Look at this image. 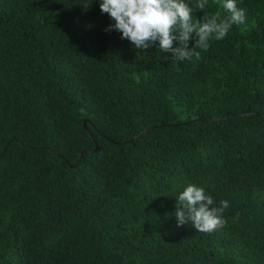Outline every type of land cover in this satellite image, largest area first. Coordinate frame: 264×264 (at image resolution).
<instances>
[{"label":"trees","instance_id":"16d2710c","mask_svg":"<svg viewBox=\"0 0 264 264\" xmlns=\"http://www.w3.org/2000/svg\"><path fill=\"white\" fill-rule=\"evenodd\" d=\"M236 3L245 24L177 61L99 0H0V264H264V0ZM188 184L223 228L177 226Z\"/></svg>","mask_w":264,"mask_h":264},{"label":"clouds","instance_id":"9594fccd","mask_svg":"<svg viewBox=\"0 0 264 264\" xmlns=\"http://www.w3.org/2000/svg\"><path fill=\"white\" fill-rule=\"evenodd\" d=\"M207 2L198 0L196 4L204 12L202 19L194 17L188 0H99V7L114 21L105 31L119 32L137 50L155 45L175 60L186 61L200 59L197 49L206 51L211 40H223L233 25L246 23V11L236 0H223L225 18L220 13L209 15ZM228 207L227 200L217 205L203 187L188 184L176 198L177 226L190 224L198 232L211 234L226 225L223 213Z\"/></svg>","mask_w":264,"mask_h":264},{"label":"water","instance_id":"95a60500","mask_svg":"<svg viewBox=\"0 0 264 264\" xmlns=\"http://www.w3.org/2000/svg\"><path fill=\"white\" fill-rule=\"evenodd\" d=\"M87 123H88V121L85 120V121H84V127H85V129H87ZM99 150H100V147H99V146H96L95 149L93 150V152H97V151H99ZM81 159H82V153L80 154V159H79V161H81ZM77 165H78V163L75 164V165H71V166H72V167H76Z\"/></svg>","mask_w":264,"mask_h":264}]
</instances>
